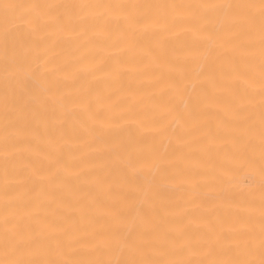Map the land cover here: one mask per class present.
<instances>
[{"label":"bare ground","instance_id":"obj_1","mask_svg":"<svg viewBox=\"0 0 264 264\" xmlns=\"http://www.w3.org/2000/svg\"><path fill=\"white\" fill-rule=\"evenodd\" d=\"M0 264H264V0H0Z\"/></svg>","mask_w":264,"mask_h":264}]
</instances>
